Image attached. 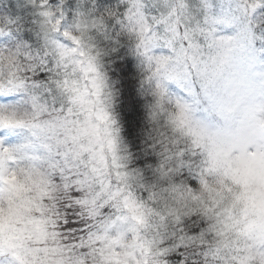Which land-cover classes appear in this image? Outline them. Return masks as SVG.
<instances>
[{"label": "clouds", "instance_id": "obj_1", "mask_svg": "<svg viewBox=\"0 0 264 264\" xmlns=\"http://www.w3.org/2000/svg\"><path fill=\"white\" fill-rule=\"evenodd\" d=\"M244 164L264 0H0V264H264Z\"/></svg>", "mask_w": 264, "mask_h": 264}, {"label": "snow or ice", "instance_id": "obj_2", "mask_svg": "<svg viewBox=\"0 0 264 264\" xmlns=\"http://www.w3.org/2000/svg\"><path fill=\"white\" fill-rule=\"evenodd\" d=\"M188 91L191 96V104L187 107L190 110L201 105V96H203L208 103V107L205 111L211 110L216 113H222L228 103L223 96L210 93L208 88L204 85L201 86L200 93H197L195 88L191 86ZM230 178L234 184L239 185L240 191L236 196L238 201L243 200L245 204H249L252 203L257 196L264 195L261 191V189H264V175L257 173L253 168H249L247 164L233 170ZM253 183H256L258 187L254 189L252 187ZM67 226L69 228L73 227L71 224Z\"/></svg>", "mask_w": 264, "mask_h": 264}]
</instances>
